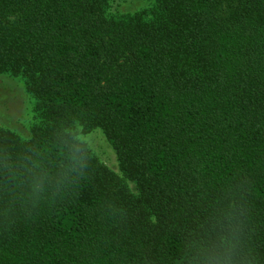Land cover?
I'll return each mask as SVG.
<instances>
[{"label": "trees", "instance_id": "1", "mask_svg": "<svg viewBox=\"0 0 264 264\" xmlns=\"http://www.w3.org/2000/svg\"><path fill=\"white\" fill-rule=\"evenodd\" d=\"M0 0V71L50 125L0 131V264H264V0ZM100 128L132 195L67 129Z\"/></svg>", "mask_w": 264, "mask_h": 264}, {"label": "rangeland", "instance_id": "2", "mask_svg": "<svg viewBox=\"0 0 264 264\" xmlns=\"http://www.w3.org/2000/svg\"><path fill=\"white\" fill-rule=\"evenodd\" d=\"M160 0H104L105 15L115 21L154 17ZM50 125L46 105L30 88L22 72L9 68L0 71V131L15 135L20 141L30 140L36 131ZM91 160L106 168L132 195L136 184L122 170L113 142L100 128L75 124L67 129Z\"/></svg>", "mask_w": 264, "mask_h": 264}]
</instances>
